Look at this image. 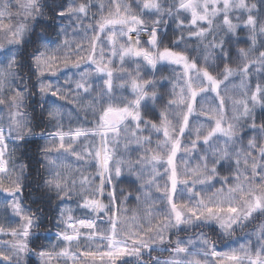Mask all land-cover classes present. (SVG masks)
Segmentation results:
<instances>
[{
	"label": "clouds",
	"instance_id": "9594fccd",
	"mask_svg": "<svg viewBox=\"0 0 264 264\" xmlns=\"http://www.w3.org/2000/svg\"><path fill=\"white\" fill-rule=\"evenodd\" d=\"M0 264H264V0H0Z\"/></svg>",
	"mask_w": 264,
	"mask_h": 264
},
{
	"label": "snow or ice",
	"instance_id": "6c2138e0",
	"mask_svg": "<svg viewBox=\"0 0 264 264\" xmlns=\"http://www.w3.org/2000/svg\"><path fill=\"white\" fill-rule=\"evenodd\" d=\"M123 251H124V250H120V252H119V253H117V254H122V253H123ZM93 255H94V254H93ZM106 255L112 256L113 254H112V253H107Z\"/></svg>",
	"mask_w": 264,
	"mask_h": 264
}]
</instances>
